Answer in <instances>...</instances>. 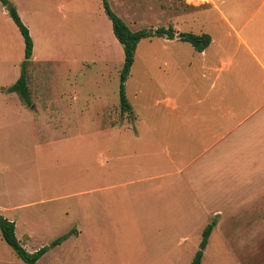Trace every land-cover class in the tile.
<instances>
[{"label": "rangeland", "instance_id": "1", "mask_svg": "<svg viewBox=\"0 0 264 264\" xmlns=\"http://www.w3.org/2000/svg\"><path fill=\"white\" fill-rule=\"evenodd\" d=\"M60 1L10 0L34 42L25 67L32 104L40 115L47 112L43 110L48 103L56 106L62 118L56 126L34 115L20 117L18 105L22 103L28 109L32 105H26L17 91L11 101H6L13 92L7 88L24 69L25 41L0 0V214L17 218L16 235L23 237L21 244L28 251L49 245L69 232L70 236L77 235L79 219L86 224L79 237L52 247L36 264H191L201 248L207 223L198 209V199L180 175L161 174L167 168L175 171V166L165 165L159 146L152 157L142 153L147 146L142 136L132 134L128 142L117 136L113 143L109 134L101 144L96 137L100 122L95 120L100 96L112 94L114 98L117 94L118 117L148 120L154 128L140 127V131L154 130L158 135L159 100L177 98L175 87L183 79L179 81L180 73L174 66L168 71L160 69V56H169L161 36L142 38L125 83L128 102L136 108V115L132 114L134 108L122 112L120 85L125 51L102 0H85L84 4L83 0H72L63 9L58 7ZM132 1L109 0L112 10L131 30L170 27L174 23L173 11L144 13L130 9ZM179 1L186 6L197 4ZM113 145L115 153H109ZM111 155L115 159L107 158ZM134 173L139 179L143 175L152 178L128 184L135 179ZM118 183L121 185L116 186ZM163 185L170 207L160 210L155 197ZM100 186L108 187L83 194ZM101 194L105 202L102 208L98 206V215L102 216L98 223L89 213H95V196ZM235 225L239 234L244 224ZM257 225L260 231L264 229L263 223ZM25 228L32 231L31 238H25ZM256 241L264 245L262 238ZM244 242L213 233L203 250L202 264H263L262 248L242 255ZM66 248L72 249L71 255L64 251ZM238 258L241 261H234ZM0 264H26L1 233Z\"/></svg>", "mask_w": 264, "mask_h": 264}, {"label": "crops", "instance_id": "2", "mask_svg": "<svg viewBox=\"0 0 264 264\" xmlns=\"http://www.w3.org/2000/svg\"><path fill=\"white\" fill-rule=\"evenodd\" d=\"M71 1L61 0L59 9L69 6ZM128 7L144 13L158 9L159 14L174 12V23L170 26L177 34L173 39L160 37L163 49L169 53V56H160V69L168 71L174 66V71L180 73L179 81L180 77L183 80L175 87L177 98L159 100L158 135L154 130L140 131V127L154 128V125L148 120L135 119L137 110L133 105L134 119H120L117 94L114 98L112 94L110 97L100 96L101 106L95 114V120L100 122L97 124L100 128L97 139L102 144L104 135L111 134L113 143L117 136L124 137L126 142L134 137L132 134L142 136V141L147 144L142 152L144 156L152 155L159 146L165 165L175 166V171L167 168V172L161 174L167 177L175 173L182 177L186 188L198 199V209L206 222L217 220L212 234L244 239L242 255L250 254L256 248H262L264 253L263 243L256 241L264 240L261 234L264 229L260 231L257 225L264 224V0H206L188 6L179 0H133ZM196 26L198 29L194 28ZM190 31L208 33L212 37L210 44L199 51L190 42L178 38L179 32ZM141 89L142 86L138 87V92ZM15 94V91L9 94L6 101H11ZM161 102L165 104L161 105ZM18 109L21 110L20 117L34 115L35 119L44 118L56 126H60L57 122L62 120L53 104L48 103L43 110L47 112L42 115L33 104L28 109L20 103ZM113 146L109 153H115ZM126 152L133 153V150ZM107 158L115 159V156ZM135 175L128 184L152 178L143 175L139 179ZM119 185L121 183L116 184ZM107 187L100 186L96 191L92 189L83 194L90 195ZM162 187L155 200L160 204L159 209L165 210L170 206L166 186ZM95 199L96 214L91 212L89 215H95L99 223L102 216L98 215V206H104L105 198L101 194ZM7 218L15 222L16 232L17 218L14 215ZM78 222L79 231L73 235L75 237L86 229L81 219ZM237 223L244 224L239 234L234 230ZM248 228L250 231L247 232ZM25 233L26 239L32 237L31 230ZM73 236L69 235L63 242ZM64 251L71 255L72 249Z\"/></svg>", "mask_w": 264, "mask_h": 264}, {"label": "trees", "instance_id": "3", "mask_svg": "<svg viewBox=\"0 0 264 264\" xmlns=\"http://www.w3.org/2000/svg\"><path fill=\"white\" fill-rule=\"evenodd\" d=\"M2 3L8 8L10 15L12 16L14 22L18 26L20 32L22 33L25 41V58L23 62L24 69L19 79L11 86L7 88V91H17L23 98L27 105H32V99L30 97V91L28 87V75L26 73L25 67L30 61L33 54L34 42L30 34V30L27 25L23 22L21 16L19 15L15 6L10 2V0H1ZM103 6L107 11L108 16L112 20L114 34L117 39L121 42L125 51V62L123 70L121 73V85H120V97H121V109L122 112H131L132 106L128 102L125 83L130 75L132 65L134 64L135 54L138 47V43L142 38H152L156 36H166L167 38H175L176 30L173 26L170 27H152L144 28L137 31H133L127 25V23L118 16L111 8L109 0H102ZM178 38L183 41L190 42L195 49L202 51L211 42L212 37L208 33H194V32H179ZM217 225V220L212 219L205 227L202 234L201 248L196 252L191 264H202L203 260V250L206 247L209 238ZM16 224L13 220L6 218L0 214V232L2 238L14 249L16 254L26 263V264H36L37 261L52 247L60 245L65 241L71 232L54 239L49 245L43 246L35 251H28L18 239L15 232Z\"/></svg>", "mask_w": 264, "mask_h": 264}, {"label": "built area", "instance_id": "4", "mask_svg": "<svg viewBox=\"0 0 264 264\" xmlns=\"http://www.w3.org/2000/svg\"><path fill=\"white\" fill-rule=\"evenodd\" d=\"M190 1L203 2V1H206V0H190ZM191 3H194V2H191Z\"/></svg>", "mask_w": 264, "mask_h": 264}]
</instances>
